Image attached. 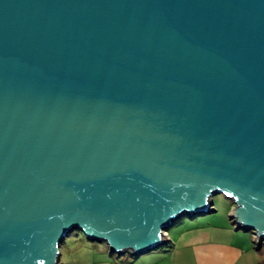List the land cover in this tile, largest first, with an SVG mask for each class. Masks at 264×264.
Here are the masks:
<instances>
[{
	"label": "water",
	"instance_id": "obj_1",
	"mask_svg": "<svg viewBox=\"0 0 264 264\" xmlns=\"http://www.w3.org/2000/svg\"><path fill=\"white\" fill-rule=\"evenodd\" d=\"M220 193L264 243V0H0V264L144 253Z\"/></svg>",
	"mask_w": 264,
	"mask_h": 264
},
{
	"label": "rangeland",
	"instance_id": "obj_2",
	"mask_svg": "<svg viewBox=\"0 0 264 264\" xmlns=\"http://www.w3.org/2000/svg\"><path fill=\"white\" fill-rule=\"evenodd\" d=\"M213 201L214 212L193 216L181 214L167 229L164 243L140 254L112 252L106 242L90 240L81 230L74 229L61 243L60 260L63 264H177L180 258L192 259L191 251L194 248L191 244L199 236L206 238L215 226L237 229L230 217L233 200L220 193L214 196ZM238 230L245 233L256 247L255 236L251 231ZM257 250L260 264H264V243Z\"/></svg>",
	"mask_w": 264,
	"mask_h": 264
},
{
	"label": "crops",
	"instance_id": "obj_3",
	"mask_svg": "<svg viewBox=\"0 0 264 264\" xmlns=\"http://www.w3.org/2000/svg\"><path fill=\"white\" fill-rule=\"evenodd\" d=\"M208 233L191 244L192 259L180 258L176 263L260 264L259 250L245 233L230 226H215Z\"/></svg>",
	"mask_w": 264,
	"mask_h": 264
},
{
	"label": "trees",
	"instance_id": "obj_4",
	"mask_svg": "<svg viewBox=\"0 0 264 264\" xmlns=\"http://www.w3.org/2000/svg\"><path fill=\"white\" fill-rule=\"evenodd\" d=\"M255 242H256V240H255ZM261 244H263V242H256V247L258 248Z\"/></svg>",
	"mask_w": 264,
	"mask_h": 264
},
{
	"label": "built area",
	"instance_id": "obj_5",
	"mask_svg": "<svg viewBox=\"0 0 264 264\" xmlns=\"http://www.w3.org/2000/svg\"><path fill=\"white\" fill-rule=\"evenodd\" d=\"M256 242L258 243V241L256 240Z\"/></svg>",
	"mask_w": 264,
	"mask_h": 264
}]
</instances>
